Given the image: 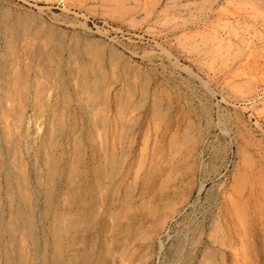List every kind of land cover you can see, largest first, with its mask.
<instances>
[{
	"label": "rangeland",
	"instance_id": "rangeland-1",
	"mask_svg": "<svg viewBox=\"0 0 264 264\" xmlns=\"http://www.w3.org/2000/svg\"><path fill=\"white\" fill-rule=\"evenodd\" d=\"M12 64L47 149L0 141L32 200L1 182L0 264H52L56 224L60 264H264V0H0Z\"/></svg>",
	"mask_w": 264,
	"mask_h": 264
},
{
	"label": "bare ground",
	"instance_id": "bare-ground-1",
	"mask_svg": "<svg viewBox=\"0 0 264 264\" xmlns=\"http://www.w3.org/2000/svg\"><path fill=\"white\" fill-rule=\"evenodd\" d=\"M62 9V8H61ZM249 11V10H248ZM233 14V13H232ZM223 34V33H222ZM219 35V34H218ZM213 36V35H212ZM221 38V37H220ZM10 40V39H9ZM217 41V40H216ZM239 41V40H238ZM248 43V42H246ZM11 44V43H10ZM13 44V43H12ZM9 46V45H8ZM15 46V45H14ZM241 46V45H240ZM17 49V47H16ZM19 51V50H18ZM17 51V52H18ZM2 53V52H1ZM232 53V52H231ZM11 55V54H10ZM2 57V56H1ZM4 58V57H3ZM31 60V59H30ZM15 62V61H14ZM28 62V60H27ZM30 62V61H29ZM17 63V62H16ZM250 65V64H249ZM22 66V65H21ZM8 65H5L4 67H0V128L4 131L3 137L0 138V141H2V143L4 144L5 147V151L7 152V154H5V156L7 155L8 157H6V159H17V157L20 158L21 153H22V146L25 148V146H29L28 149H33L34 153H35V157L36 155L39 153L40 148H42L43 150L47 149L46 147V143H45V137H41L40 136V124L38 126L37 122L35 123V131L34 132H30V128H31V122L25 117V115L23 114L24 108L22 110L18 109V111H14L13 107H12V103L13 100H15V91L18 90V80H16L14 78V76H9V73H11L12 71V67L13 64L11 65V67L9 69H7ZM17 67V66H16ZM25 67V66H24ZM29 70V69H28ZM13 72V71H12ZM29 72V71H28ZM19 74V73H18ZM17 76V75H16ZM15 76V77H16ZM14 78V79H13ZM200 79V78H199ZM236 79V78H235ZM22 82V81H21ZM243 82V81H242ZM259 85V84H258ZM20 86V85H19ZM26 86V85H24ZM21 89V87H20ZM209 92V91H208ZM212 92V91H211ZM26 94V93H25ZM84 94V93H83ZM131 94V93H130ZM35 96V94L33 95V97ZM45 96V95H44ZM120 96V94H119ZM130 96V95H129ZM121 97V96H120ZM170 97V96H169ZM244 97V96H243ZM27 98V97H26ZM24 99V98H23ZM35 99V98H33ZM117 99V98H115ZM121 99V98H120ZM131 99V98H129ZM21 100V98H20ZM47 100V99H46ZM34 101V100H33ZM195 101V100H194ZM22 102V101H21ZM40 102V101H39ZM87 102V101H86ZM124 102V101H123ZM136 102V101H135ZM19 103V102H18ZM33 103V102H32ZM35 103V102H34ZM42 104V102H41ZM22 105V104H21ZM35 105V104H33ZM46 105V104H45ZM66 105V104H65ZM68 105V104H67ZM20 106V105H19ZM93 106V105H92ZM107 106V105H106ZM126 106V105H125ZM15 107V106H14ZM34 108V106H32ZM117 107V106H116ZM132 107V105H131ZM167 108V107H166ZM120 110V109H119ZM129 110V109H128ZM56 111V110H55ZM75 111V110H74ZM34 112V111H33ZM122 112V109H121ZM130 112V111H129ZM128 112V114H129ZM92 113V112H91ZM39 114V113H38ZM97 114V113H96ZM106 114V113H105ZM40 115V114H39ZM56 115V114H55ZM62 115V114H61ZM117 115V114H116ZM120 115V114H119ZM122 116V115H121ZM52 117V115H51ZM73 117V116H72ZM179 117V116H178ZM96 117H94L95 120ZM114 118V117H113ZM157 118V117H156ZM33 119V118H32ZM41 119V118H40ZM83 119V118H82ZM93 119V116H92ZM91 119V120H92ZM119 119V118H118ZM39 120V119H38ZM62 120V119H60ZM81 120V119H80ZM143 120V119H142ZM126 121V120H125ZM35 122V121H34ZM72 122V121H71ZM88 122V121H87ZM112 122V121H111ZM258 123V122H257ZM80 124V123H79ZM111 124V123H110ZM88 125V124H87ZM113 125V124H112ZM122 126V124H121ZM42 128V126H41ZM80 128V127H79ZM108 128V127H107ZM221 128V127H220ZM114 129V128H113ZM158 129V128H157ZM214 129V128H213ZM1 130V131H2ZM24 130V132H23ZM73 130V129H72ZM82 130V129H81ZM118 130V129H117ZM186 130V129H184ZM132 131V130H131ZM225 131V130H224ZM101 132V131H100ZM112 132V131H111ZM127 132V131H126ZM1 133V132H0ZM3 133V132H2ZM91 133V132H90ZM99 133V132H98ZM115 133V131H114ZM220 133V132H219ZM108 134V133H107ZM119 134V133H118ZM147 134V133H146ZM55 135V134H54ZM53 135V136H54ZM95 135V134H94ZM120 135V134H119ZM177 135V134H176ZM175 135V136H176ZM122 136V135H121ZM1 137V135H0ZM120 137V136H119ZM143 137V136H142ZM73 138V137H72ZM97 138V137H96ZM100 138V137H98ZM112 138V137H111ZM153 138V137H152ZM93 139V138H92ZM105 139V137L103 138V140ZM113 139V138H112ZM111 139V140H112ZM123 140V139H122ZM177 140V139H176ZM181 140V139H179ZM50 141V140H49ZM155 141V140H154ZM186 141V140H185ZM104 142V141H103ZM113 142V141H112ZM111 142V143H112ZM115 142V141H114ZM1 143V142H0ZM54 143V142H51ZM106 143V142H105ZM182 143V141H181ZM141 144V143H140ZM99 145V144H98ZM182 145V144H181ZM180 145V146H181ZM55 146V145H54ZM105 146V145H104ZM121 146V145H120ZM2 147V146H1ZM0 147V148H1ZM52 147V146H51ZM58 147V146H57ZM171 147V146H170ZM75 148V147H73ZM178 148V147H177ZM125 150V149H124ZM148 150V149H147ZM164 150V149H163ZM172 151V150H171ZM3 152V151H2ZM26 152V151H25ZM145 152V151H144ZM78 153V152H77ZM140 153V152H139ZM19 154V156H18ZM26 154V153H25ZM48 154V153H47ZM138 154V153H137ZM57 155V154H56ZM139 155V154H138ZM177 155V154H176ZM238 155V154H237ZM135 156V155H134ZM0 157H1V152H0ZM27 157V156H26ZM50 157V156H49ZM48 157V158H49ZM69 157V156H68ZM124 158V157H123ZM174 158V157H173ZM36 159V158H35ZM47 159V158H46ZM60 159V158H59ZM196 159V158H195ZM56 160V159H55ZM99 160V159H98ZM1 164H0V170L2 169V179H0V184L1 182L4 181L5 187H6V191H5V195H6V202L9 205H12L13 203H16L18 205L23 204L24 206H31V202L32 200L29 198V195L27 196V189L30 188L26 179L23 174L21 175L23 177L22 181L20 179V176L17 175L16 169L18 168V170L20 169V164L19 163H15L14 160L13 162H7L4 163V161L0 160ZM19 161V160H18ZM17 161V162H18ZM49 162V160H47ZM50 161H51V157H50ZM104 161V160H103ZM113 161V160H112ZM53 161H51L52 163ZM56 162V161H55ZM54 162V163H55ZM59 162V161H58ZM114 162V161H113ZM45 163V162H44ZM145 164V163H144ZM149 164V163H148ZM159 165V164H158ZM171 165V164H170ZM55 166V164H54ZM144 166V165H143ZM189 167V166H188ZM54 168V167H53ZM71 168V167H70ZM114 168V167H112ZM118 168V167H117ZM162 168V167H161ZM55 169V168H54ZM106 169V168H105ZM143 169V168H142ZM260 169V168H259ZM24 170V169H23ZM22 171V170H21ZM52 171V170H51ZM62 171V170H61ZM104 171V170H103ZM47 172V170H46ZM21 174V173H20ZM49 174H51L49 172ZM48 174V175H49ZM28 175V174H27ZM52 176V175H51ZM134 176V175H133ZM170 176V175H169ZM21 177V178H22ZM28 177V176H26ZM36 177L37 174H36ZM50 177V176H49ZM110 177V176H109ZM167 178V177H166ZM71 180V179H70ZM124 181V180H123ZM135 181V179H134ZM248 181V180H247ZM51 182V181H50ZM126 182V181H125ZM16 184V189H17V193H14V188L13 185ZM118 184V183H117ZM123 184V183H122ZM135 184V183H134ZM161 184V183H160ZM183 184V183H182ZM112 185V184H111ZM133 185V184H132ZM104 186V185H103ZM190 186V185H189ZM136 187V186H135ZM115 188V187H114ZM3 191V189H2ZM105 192V190H103ZM29 193V192H28ZM31 193V192H30ZM48 193V192H47ZM123 193V192H122ZM103 194V193H102ZM108 194V193H107ZM171 195V194H170ZM50 197V196H49ZM112 197V196H111ZM1 198V197H0ZM128 198V197H127ZM3 199V200H4ZM37 199V198H36ZM149 199V198H148ZM38 201V200H37ZM50 199L47 200V202H49ZM147 203V202H146ZM232 203V202H231ZM244 203V202H243ZM50 204V203H49ZM17 205V210H15V216L17 217V219L21 220V223L23 225H28L30 226L28 228L27 231H25V234L27 236H29V238L33 241V254L34 256H37L39 253V248L37 245V242H35V238L33 237V232H34V227L31 225L32 223V217L31 215L29 216H23L21 211L19 210V206ZM69 205V204H68ZM140 205V204H139ZM143 205V204H142ZM98 206V205H97ZM130 206V205H129ZM176 206V204H175ZM48 207V206H47ZM69 207V206H68ZM102 207V205H101ZM149 207V206H148ZM237 207V206H236ZM150 208V207H149ZM159 208V207H158ZM13 209V207L11 208ZM167 209V208H166ZM129 210V209H128ZM139 210V209H138ZM160 210V209H159ZM12 211V210H10ZM9 211V212H10ZM14 211V210H13ZM46 211V210H45ZM100 211V210H99ZM140 211V210H139ZM113 212V211H112ZM131 212V211H130ZM3 213V212H2ZM47 213V212H46ZM57 213V212H56ZM132 213V212H131ZM152 213V212H151ZM32 214V211H31ZM45 214V213H44ZM66 214V213H65ZM100 214V212H99ZM171 214V213H170ZM56 215V214H55ZM76 215V214H75ZM139 215V214H138ZM193 215V214H192ZM235 215V214H234ZM132 216V215H131ZM136 216V215H135ZM61 217V216H60ZM155 217V216H154ZM11 218V217H10ZM8 217V219H10ZM62 218V217H61ZM93 218V217H92ZM17 219H16V227L15 229H10L11 233L9 236V242H13L15 240V237L13 236L15 233V230L19 231V227H18V223H17ZM96 219V218H95ZM134 219V218H133ZM238 219V218H237ZM247 219V218H246ZM13 220V219H12ZM71 220V219H70ZM168 220V219H167ZM242 220V219H241ZM14 221V220H13ZM59 221V220H58ZM11 222V221H10ZM162 222V221H161ZM164 223V222H163ZM10 224V223H9ZM15 226L14 222L11 224V227ZM66 225V224H65ZM134 225V224H133ZM64 226V225H63ZM167 226V225H166ZM138 227V226H137ZM178 227V226H177ZM227 227V225H226ZM230 227V226H229ZM233 228V227H232ZM246 228V227H245ZM66 230V229H65ZM69 230V229H68ZM111 230V229H110ZM156 230V229H155ZM16 231V232H18ZM132 231V230H131ZM143 231V230H142ZM210 231V230H209ZM23 232V231H22ZM64 232V230L61 229V227H59V225H55L53 227V229L51 230V234L53 237V240L55 241L54 243V256H53V262L52 264H60V247L58 244H56L57 240H60L62 237L61 236L62 233ZM3 233V232H2ZM8 233V232H7ZM4 235L6 233H3ZM24 232L23 234L21 233V235H25ZM12 235V236H11ZM215 235V234H214ZM51 236V235H50ZM129 237V236H128ZM251 237V236H250ZM29 239V240H30ZM243 239V238H242ZM2 240V239H1ZM134 240V239H133ZM228 240V239H227ZM247 240V239H246ZM155 241V240H154ZM71 242V241H70ZM215 243V242H214ZM219 243V242H218ZM235 243V242H234ZM19 244V243H18ZM227 245V244H226ZM235 245V244H234ZM240 245V244H239ZM245 245V244H244ZM26 246V245H25ZM175 247V246H174ZM20 251L23 249L22 246L19 247ZM18 249V251H19ZM126 250V249H125ZM152 250V249H151ZM132 251V250H131ZM217 251V250H216ZM99 252V251H98ZM113 252V251H112ZM43 253V252H42ZM65 253V252H64ZM76 254V253H75ZM26 255V254H25ZM99 255V254H98ZM157 256V255H156ZM62 257V256H61ZM25 258V257H24ZM237 259V258H236ZM128 260V259H127ZM8 261V259H7ZM16 261V260H14ZM19 261V260H18ZM4 262V261H3ZM94 262V261H93ZM125 262V261H124ZM124 262L122 261V263L124 264ZM22 263V262H21ZM19 263V264H21ZM16 264V263H15ZM44 264V263H43ZM120 264V263H119ZM219 264V263H218Z\"/></svg>",
	"mask_w": 264,
	"mask_h": 264
}]
</instances>
